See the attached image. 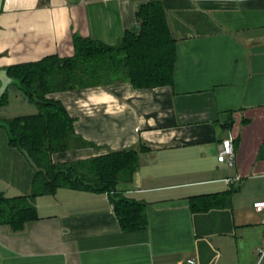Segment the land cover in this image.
<instances>
[{"label": "crops", "instance_id": "0c3cea01", "mask_svg": "<svg viewBox=\"0 0 264 264\" xmlns=\"http://www.w3.org/2000/svg\"><path fill=\"white\" fill-rule=\"evenodd\" d=\"M149 1L4 0L0 69L72 57L74 36L115 45ZM159 1L177 41L172 85L47 95L89 143L54 163L137 151L116 194L143 205L147 228L124 231L113 194L61 188L35 199L38 219L23 231L0 225V264H264V214L254 207L264 202V0ZM229 139L232 166L218 160ZM34 172L0 128V192L30 195Z\"/></svg>", "mask_w": 264, "mask_h": 264}, {"label": "trees", "instance_id": "16d2710c", "mask_svg": "<svg viewBox=\"0 0 264 264\" xmlns=\"http://www.w3.org/2000/svg\"><path fill=\"white\" fill-rule=\"evenodd\" d=\"M138 30H128L115 44L74 36V55L50 56L40 62L10 67L9 75L27 87L28 100L38 113L3 120L18 148L33 164L35 172L28 196L8 198L0 192V225L14 232L38 219L35 199L53 195L61 188L113 194L121 227L126 232L147 228L143 205L116 194L122 180H129L139 166L134 149L111 151L108 155L66 163H54L52 156L89 145L74 130V120L64 106L47 95L115 83L129 82L135 88L172 85L176 67V44L166 10L151 0L136 11ZM8 103V93L0 108ZM2 128V127H0Z\"/></svg>", "mask_w": 264, "mask_h": 264}, {"label": "water", "instance_id": "95a60500", "mask_svg": "<svg viewBox=\"0 0 264 264\" xmlns=\"http://www.w3.org/2000/svg\"><path fill=\"white\" fill-rule=\"evenodd\" d=\"M3 4H4V0H0V14L3 8ZM133 29L138 30L139 27L134 26ZM10 86H16L25 94H29L27 87L24 86L19 79L13 78L9 75L8 69H0V104L3 97L8 93V89L10 88ZM0 127L4 128L7 131L8 136L10 138H13L9 125L6 122H4L1 117H0Z\"/></svg>", "mask_w": 264, "mask_h": 264}, {"label": "rangeland", "instance_id": "374dc122", "mask_svg": "<svg viewBox=\"0 0 264 264\" xmlns=\"http://www.w3.org/2000/svg\"><path fill=\"white\" fill-rule=\"evenodd\" d=\"M12 92H14V89H11L8 92V96L10 95L8 98L9 100H11V106L7 110L9 112L8 116L13 118L19 116H30L38 112L37 107L34 103L30 102L29 100L26 101L27 99H25L24 101L21 99L15 100ZM20 94L21 97L26 98L24 97L25 95H23L22 93ZM0 113L3 115L2 116L3 119L7 117L6 114L3 113V111L1 112V109H0Z\"/></svg>", "mask_w": 264, "mask_h": 264}, {"label": "built area", "instance_id": "2783aa9c", "mask_svg": "<svg viewBox=\"0 0 264 264\" xmlns=\"http://www.w3.org/2000/svg\"><path fill=\"white\" fill-rule=\"evenodd\" d=\"M218 160L220 163H227L230 166L234 165L235 162V150H234V144L232 140H225L222 144V149L219 153ZM230 183H232L231 180H229ZM254 207L262 211L264 214V202H258L254 204ZM264 222V220H263ZM264 254V251H263ZM191 264H195V262L192 260L190 261Z\"/></svg>", "mask_w": 264, "mask_h": 264}]
</instances>
